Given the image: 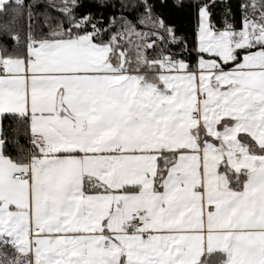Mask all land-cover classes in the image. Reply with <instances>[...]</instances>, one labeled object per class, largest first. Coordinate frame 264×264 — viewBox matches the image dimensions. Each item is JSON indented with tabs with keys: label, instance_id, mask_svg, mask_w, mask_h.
<instances>
[{
	"label": "snow or ice",
	"instance_id": "1",
	"mask_svg": "<svg viewBox=\"0 0 264 264\" xmlns=\"http://www.w3.org/2000/svg\"><path fill=\"white\" fill-rule=\"evenodd\" d=\"M0 264H264V0H0Z\"/></svg>",
	"mask_w": 264,
	"mask_h": 264
}]
</instances>
